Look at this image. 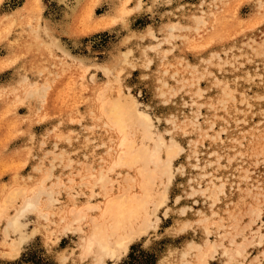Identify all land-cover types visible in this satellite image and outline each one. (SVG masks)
<instances>
[{
	"label": "rangeland",
	"instance_id": "rangeland-1",
	"mask_svg": "<svg viewBox=\"0 0 264 264\" xmlns=\"http://www.w3.org/2000/svg\"><path fill=\"white\" fill-rule=\"evenodd\" d=\"M199 16L206 23L196 29ZM106 63L182 149L172 179L156 184L168 199L152 225L97 264H183L187 241L205 246L206 237L238 241V259L264 264V0H0V193L50 171L47 184L61 183L51 185L56 210L89 199L80 176L101 163L108 133L90 118L88 98L107 81ZM31 81L49 85L43 101L24 97ZM130 174L115 173L113 190ZM216 176L223 191L205 189ZM23 220L36 229L14 256L3 252L0 220V264H90L78 233L35 212Z\"/></svg>",
	"mask_w": 264,
	"mask_h": 264
},
{
	"label": "bare ground",
	"instance_id": "bare-ground-1",
	"mask_svg": "<svg viewBox=\"0 0 264 264\" xmlns=\"http://www.w3.org/2000/svg\"><path fill=\"white\" fill-rule=\"evenodd\" d=\"M195 23L198 29L206 20L199 16ZM102 68L108 79L104 85L94 86L91 90L88 113L94 123L102 125L108 133V142L98 167L91 165L88 173L80 176V184L89 188V199L80 203L73 201L71 204H60L56 210L60 191L51 185L61 183L47 184L50 171H44L30 186L17 185L2 191L0 220L4 221L3 239L8 241V248L4 253L11 256L18 254L22 242L36 229L34 226L30 232L26 231L27 224L23 217L29 212H35L44 219L59 224V232L78 233L79 254L90 255V264H97L105 257L119 258L128 251L130 243L152 225V215L166 204V187L160 190L156 184L164 183L165 179L167 184L172 179L173 160L182 146L173 137L166 141L155 130L149 112L140 107L133 93L120 86L119 76L114 73L112 64L106 63ZM94 78L95 75L92 74L91 79ZM48 87L47 84L31 81L23 89L24 97L41 102ZM71 162L70 159L67 165L71 166ZM122 169H132L133 174L129 175V182L125 187L114 191V174L120 173ZM203 175L207 173L204 172ZM213 178L209 179L210 184L205 189L213 187L217 192L223 191L225 181L217 177L220 180L217 183ZM67 180L72 182L73 176H69ZM95 195L99 197L97 201L91 199ZM215 198L217 197L212 200H216ZM204 232L210 233L208 225L204 226ZM11 233H15V237L7 240ZM255 235L259 237L260 243L262 234ZM208 241V237L204 238V246L203 243L188 240L187 249L181 252L180 262L205 264L207 256H214L219 251L222 255L219 258L221 264H236L235 261L246 264L238 259L242 254L240 242L231 239L227 245L222 241ZM192 249L196 250V259L188 257Z\"/></svg>",
	"mask_w": 264,
	"mask_h": 264
}]
</instances>
